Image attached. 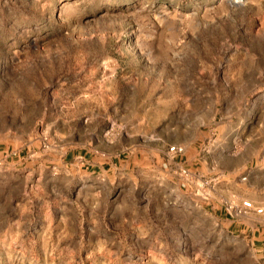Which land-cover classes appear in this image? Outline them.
Masks as SVG:
<instances>
[{
  "label": "rangeland",
  "instance_id": "rangeland-1",
  "mask_svg": "<svg viewBox=\"0 0 264 264\" xmlns=\"http://www.w3.org/2000/svg\"><path fill=\"white\" fill-rule=\"evenodd\" d=\"M0 264H264V0H0Z\"/></svg>",
  "mask_w": 264,
  "mask_h": 264
},
{
  "label": "built area",
  "instance_id": "built-area-1",
  "mask_svg": "<svg viewBox=\"0 0 264 264\" xmlns=\"http://www.w3.org/2000/svg\"><path fill=\"white\" fill-rule=\"evenodd\" d=\"M169 150H171L173 152H178V151H181V148H178L176 146H170ZM243 205L246 206V207H252V204L249 201L243 202ZM256 211L260 212L261 208H258Z\"/></svg>",
  "mask_w": 264,
  "mask_h": 264
}]
</instances>
